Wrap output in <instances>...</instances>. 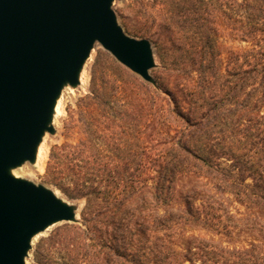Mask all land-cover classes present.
Wrapping results in <instances>:
<instances>
[{"label": "trees", "instance_id": "1", "mask_svg": "<svg viewBox=\"0 0 264 264\" xmlns=\"http://www.w3.org/2000/svg\"><path fill=\"white\" fill-rule=\"evenodd\" d=\"M161 4L166 8L161 23L168 48L160 50V58L169 61L165 65L170 70L187 75L183 84L188 90L187 108H182L177 95L159 78V90H155L120 71L118 95L124 105L113 108L115 116L108 118L116 132L108 136L96 131L99 144L95 150L89 142L52 150L47 172L66 174L68 182L52 178L51 183L70 199L83 200L84 207L80 224H67L62 235L54 234L48 240V248L36 249L35 264H165L169 254L150 248L143 232L164 230L169 223L215 230L217 217L203 216L194 209L193 196L187 201L176 197L177 177L185 173L222 183L240 203L264 209V0H161ZM221 30H228L247 47L228 51L223 58L218 43ZM92 84L91 97L86 100L109 106L101 77L92 74ZM157 101H168L173 109L164 112ZM166 112L176 115L174 121L183 125L173 137L159 129V118ZM151 116L155 118L150 135L154 145L149 150L138 148V169L130 170L131 156L114 158L110 152L128 149L132 134L138 131L141 135ZM147 154L153 156L149 164L155 163V174L143 172ZM220 160L230 164L221 167ZM148 182L157 210L151 226L135 216L147 208L143 199L133 204ZM258 189L261 195L253 193ZM173 201L180 206L158 212ZM204 209L216 211L214 203ZM260 239L237 249L224 246L214 236H192L185 242L184 253L173 250L171 256L173 264H264V234Z\"/></svg>", "mask_w": 264, "mask_h": 264}, {"label": "water", "instance_id": "2", "mask_svg": "<svg viewBox=\"0 0 264 264\" xmlns=\"http://www.w3.org/2000/svg\"><path fill=\"white\" fill-rule=\"evenodd\" d=\"M115 1L0 0V264H26L38 234L78 222L77 206L14 171L54 135L56 103L79 86L94 46L158 90L152 43L124 32Z\"/></svg>", "mask_w": 264, "mask_h": 264}, {"label": "rangeland", "instance_id": "3", "mask_svg": "<svg viewBox=\"0 0 264 264\" xmlns=\"http://www.w3.org/2000/svg\"><path fill=\"white\" fill-rule=\"evenodd\" d=\"M113 10L117 16L118 23L123 28L124 32L136 39H148L154 48L155 52V63L156 67L150 71L152 78L165 82L171 91H173L181 101V106L185 110L187 108L186 103L188 98L186 96L183 84L187 82V75L183 76L177 72L170 70L166 67L169 64L166 59L160 58V50H166L168 48L166 40L162 37L165 30L162 26L161 20L166 17L164 6L161 4V0H120L115 1L113 4ZM219 46L223 53V58L226 57L228 51H237L246 48L247 45L244 43L237 42L230 36L228 30H221L219 34ZM165 56L167 55L164 53ZM169 60V56H166ZM125 71L135 77L125 67L120 65L108 52H106L99 44L94 46L89 60L86 62L83 71L80 75V84L77 88H65L60 98V114L55 115L53 119V128L55 130L54 135L47 134L41 144V151L38 154L37 161L34 165L29 163L14 171V175L17 178L29 180L35 184H41L50 188L58 194L64 201L70 205L78 207L77 218L80 224L81 212L84 207L83 200L70 199L67 195L61 192L54 184L51 183L52 178H57L63 184L68 182L66 174L52 175L47 172L48 164L52 159V150L54 147H65V146H80L85 142H89L92 145V150L96 149L99 144L96 137V131L105 132L106 135L112 136L115 127H112V122L109 119H113L115 111L113 108L121 109L124 105L118 95V87L122 85L120 81V71ZM95 73V77H101L104 82L103 93L109 98V106L100 107L90 104L86 99L91 97L92 88V74ZM141 80L139 77H137ZM142 81V80H141ZM143 82V81H142ZM101 84V83H98ZM157 84V82H156ZM150 85V84H149ZM153 87V86H152ZM158 87V84H157ZM154 88V87H153ZM157 90L156 88H154ZM159 90V88H158ZM156 106L159 109L169 111L173 109L172 105H169L168 101H157ZM243 114V113H242ZM176 115L164 113L160 116L162 124L159 123V129L162 132L170 134L171 137L175 136V132L180 131L183 127L181 121L176 119ZM155 118L150 117V121L144 125L140 132L141 135L133 133L129 139L130 147L128 149H121L118 153L110 152L111 156L125 155L132 157V164H129L130 170L138 169L136 165L138 163L139 147L151 148L154 143L150 140L153 126L152 122ZM139 130V127L138 129ZM139 139V142H137ZM149 155V159H144L147 163L144 168V173L155 174V163L149 164L153 158L152 154ZM219 162V161H218ZM157 164V163H156ZM221 167L228 166L230 163L226 160H220ZM91 169H97L96 166H88ZM120 169L124 167H119ZM232 180V179H231ZM246 184L251 185V181L247 180ZM152 183L148 182L145 184V189L141 191V198L135 200V203L140 204L141 199L147 204L146 209H142L139 213H136V219H140L142 224L145 226L150 225L153 213H157V210L152 201ZM222 183H216L207 179L203 175L197 173H185L184 175L178 176L176 180V187L173 190L176 193V197L180 201H187L190 196H193L192 204L194 209L199 210V213L214 214L216 220H214L215 230L209 231L208 229L192 228L183 225L168 224V227L164 230L154 231L148 230L143 232L142 236L148 238V246L153 250L160 251L162 254H169V260L165 264H173L171 253L174 251L184 253L183 249L185 242L192 236L201 238H211L220 240L224 246L229 248H247L251 243H258L261 234H264V209L263 208H252L248 203H240V199L228 193L224 189ZM257 194H262L258 189ZM256 201V200H255ZM253 201V202H255ZM214 203V209L202 208L206 205ZM130 206V205H129ZM180 206L174 204V201L170 203L168 207L159 209V213L163 214L164 211L170 210ZM132 210V207H130ZM130 210V212H131ZM128 215V214H127ZM204 216V215H203ZM202 216V217H203ZM131 217L130 215L128 218ZM210 219V217H209ZM68 223H58L49 227L43 233L38 234L32 241V249L30 250L26 259V264H35L34 252L38 247L41 246L43 249L48 248V240L54 235H62L63 229ZM69 224V225H76ZM59 257L58 255H55ZM55 257V258H56ZM188 264V262H185ZM195 264H199L195 262Z\"/></svg>", "mask_w": 264, "mask_h": 264}, {"label": "bare ground", "instance_id": "4", "mask_svg": "<svg viewBox=\"0 0 264 264\" xmlns=\"http://www.w3.org/2000/svg\"><path fill=\"white\" fill-rule=\"evenodd\" d=\"M60 99H59V101L56 103V107H55V109H54V114H57V115H59L60 114ZM40 151H41V146H40V148H39V150H38V154L40 153ZM55 194L58 196V194L55 192Z\"/></svg>", "mask_w": 264, "mask_h": 264}]
</instances>
